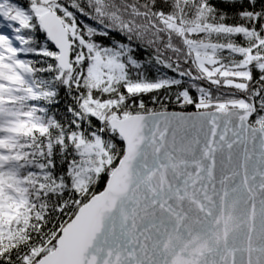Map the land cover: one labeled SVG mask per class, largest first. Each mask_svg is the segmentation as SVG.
<instances>
[{
  "label": "snow or ice",
  "instance_id": "snow-or-ice-1",
  "mask_svg": "<svg viewBox=\"0 0 264 264\" xmlns=\"http://www.w3.org/2000/svg\"><path fill=\"white\" fill-rule=\"evenodd\" d=\"M220 3L0 0V264H264V0Z\"/></svg>",
  "mask_w": 264,
  "mask_h": 264
},
{
  "label": "trees",
  "instance_id": "trees-1",
  "mask_svg": "<svg viewBox=\"0 0 264 264\" xmlns=\"http://www.w3.org/2000/svg\"><path fill=\"white\" fill-rule=\"evenodd\" d=\"M210 2L217 5L218 7L226 8L225 5L220 3V0H210ZM227 10L232 11V9H230V8H228ZM81 19L83 20L84 23L91 24L92 26H97L94 21H91L88 18L81 17ZM113 35H115V38L117 40H119L123 43H128L126 37H123L120 34H113ZM40 39H41V42H43L44 38L42 35H41ZM96 40H97V42L103 43L104 45H109L111 43L110 39H106L103 37H96ZM138 43L139 42L134 41L132 44V47L136 48ZM134 55H136V57L141 61L142 65H143L142 70L146 72V74L149 78H155L158 74H161V73L167 74L168 76H174L175 75L170 70L164 69L163 67H161L160 65H157L155 63V60L152 59V57L154 56V49H152V48H147L146 50L140 49V50L136 51L134 53ZM21 58H23V59H34V60L35 59H41L40 57H37L33 54H29L27 56L22 54ZM39 66L40 65L38 64L37 67H39ZM134 74H135V70H133V75ZM42 75H44L45 78H47V74H42ZM204 86L207 87L208 86L207 83H205ZM212 91L215 93V86H212ZM66 92H67L66 89L61 88V90H60V104L56 109H54L57 117L62 119V120L70 118V114H68L65 110L66 105L71 104V105L75 106V101L70 96L66 95ZM175 92H176L175 88L171 89L170 90L171 97H170V99H167V98H165L167 95L165 90H161L159 93V97L162 100V103L161 102H157V103L152 102L151 96L154 94L145 95L144 96L145 104L147 107L155 108L157 110H159L163 106V107H166L168 111H185V112L196 111L194 106H191V105L186 106L184 108H181L180 105L178 103H176V101H175ZM75 94L76 93H73V95H75ZM192 94L194 96L196 95L195 90L192 91ZM93 120H94V123H98L95 121L94 118H93Z\"/></svg>",
  "mask_w": 264,
  "mask_h": 264
},
{
  "label": "rangeland",
  "instance_id": "rangeland-1",
  "mask_svg": "<svg viewBox=\"0 0 264 264\" xmlns=\"http://www.w3.org/2000/svg\"><path fill=\"white\" fill-rule=\"evenodd\" d=\"M4 22L3 21H0V25H2ZM17 44H18V42H17Z\"/></svg>",
  "mask_w": 264,
  "mask_h": 264
},
{
  "label": "water",
  "instance_id": "water-1",
  "mask_svg": "<svg viewBox=\"0 0 264 264\" xmlns=\"http://www.w3.org/2000/svg\"><path fill=\"white\" fill-rule=\"evenodd\" d=\"M171 112V111H170ZM191 112H194V111H191Z\"/></svg>",
  "mask_w": 264,
  "mask_h": 264
}]
</instances>
